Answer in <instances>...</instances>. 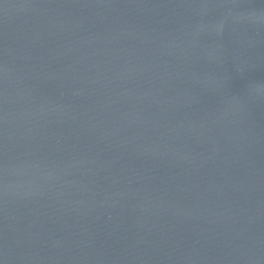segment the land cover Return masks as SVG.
<instances>
[{"label": "water", "instance_id": "1", "mask_svg": "<svg viewBox=\"0 0 264 264\" xmlns=\"http://www.w3.org/2000/svg\"><path fill=\"white\" fill-rule=\"evenodd\" d=\"M0 264H264V0H0Z\"/></svg>", "mask_w": 264, "mask_h": 264}]
</instances>
